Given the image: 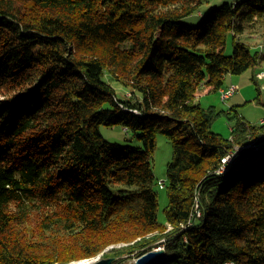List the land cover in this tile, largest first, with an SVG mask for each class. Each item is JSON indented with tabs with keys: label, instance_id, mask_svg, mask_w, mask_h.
Listing matches in <instances>:
<instances>
[{
	"label": "trees",
	"instance_id": "obj_1",
	"mask_svg": "<svg viewBox=\"0 0 264 264\" xmlns=\"http://www.w3.org/2000/svg\"><path fill=\"white\" fill-rule=\"evenodd\" d=\"M201 4L0 0V264L99 254L121 264L162 247L165 264H264V120L251 125L232 108L225 139L211 128L216 111L194 103L222 93L227 75L264 74V54L238 40L264 0L185 24ZM102 126L126 128L143 147L105 140ZM158 134L173 147L163 222Z\"/></svg>",
	"mask_w": 264,
	"mask_h": 264
},
{
	"label": "rangeland",
	"instance_id": "obj_2",
	"mask_svg": "<svg viewBox=\"0 0 264 264\" xmlns=\"http://www.w3.org/2000/svg\"><path fill=\"white\" fill-rule=\"evenodd\" d=\"M200 11L193 16L184 19V23L191 26H197L203 18L207 16L212 10L219 8L222 4L236 3L241 0H201ZM201 13L202 15H200ZM250 23V24H249ZM245 32L243 35L238 36V40L242 43H247L251 46L253 51H259L264 54V15L252 22H244ZM233 37L231 35L227 38V43L224 54L230 56L233 53ZM264 68V67H263ZM261 68H249L247 71L240 75H227L223 82L224 89L227 91L232 86L237 88L236 92L228 98L226 101L222 100L221 91L215 94H206L197 97L194 101L195 104H200L203 108H212L216 111L212 122V131L216 134H220L225 139H230L231 128L236 124L235 112L231 109L234 108L239 113V117H242L245 121L254 126H260L261 121L264 120V74L259 75ZM112 87L116 88L117 97L121 98L127 93V88L122 87L116 82H111ZM238 86V87H237ZM130 91L128 90L127 96L129 98ZM220 94V95H219ZM2 98L0 97V100ZM101 133L105 140L111 143H118L121 145H130L133 147H143V143L140 139L135 138L133 135L126 133V128L115 127L109 128L100 127ZM128 139V141H127ZM255 143V141H251ZM172 143L166 137L161 134L156 135V149L153 155L152 167L154 176L156 178V189L158 194L159 211L158 216L160 221H164L165 215L164 209L168 205V197L166 189L164 188L167 182L166 171L167 166L172 160L173 149ZM234 162V161H233ZM223 171V170H222ZM161 184H164L161 187ZM124 244L108 246L105 252L110 253L113 249H120L124 247ZM155 250H164L162 247ZM104 252V253H105ZM103 254V253H102ZM102 258L101 254L92 258L83 260H77L69 262L68 264H79L81 262H87L89 264L96 263ZM138 258L135 256L122 257L116 259L121 264H136ZM178 264H185L180 262Z\"/></svg>",
	"mask_w": 264,
	"mask_h": 264
},
{
	"label": "water",
	"instance_id": "obj_3",
	"mask_svg": "<svg viewBox=\"0 0 264 264\" xmlns=\"http://www.w3.org/2000/svg\"><path fill=\"white\" fill-rule=\"evenodd\" d=\"M261 147H264V143L260 144ZM252 147H256V145H253ZM164 250H155L152 252H149L146 255H143L142 257L138 258L136 261V264H165L167 263V255L164 253ZM114 261L113 258H107V259H101L100 261H97L93 264H112Z\"/></svg>",
	"mask_w": 264,
	"mask_h": 264
},
{
	"label": "built area",
	"instance_id": "obj_4",
	"mask_svg": "<svg viewBox=\"0 0 264 264\" xmlns=\"http://www.w3.org/2000/svg\"><path fill=\"white\" fill-rule=\"evenodd\" d=\"M236 90H237V88L235 86H232L227 91L223 90L221 93L222 100L226 101L228 98H231V96L236 92ZM232 162H233V160L231 157H227L226 159H223V163H225V164L229 163L231 165ZM227 171H228L227 168L223 169V172H227ZM226 264H233V263H226Z\"/></svg>",
	"mask_w": 264,
	"mask_h": 264
},
{
	"label": "bare ground",
	"instance_id": "obj_5",
	"mask_svg": "<svg viewBox=\"0 0 264 264\" xmlns=\"http://www.w3.org/2000/svg\"><path fill=\"white\" fill-rule=\"evenodd\" d=\"M79 264H89V263H87V262H84V263H83V262H81V263H79Z\"/></svg>",
	"mask_w": 264,
	"mask_h": 264
},
{
	"label": "crops",
	"instance_id": "obj_6",
	"mask_svg": "<svg viewBox=\"0 0 264 264\" xmlns=\"http://www.w3.org/2000/svg\"><path fill=\"white\" fill-rule=\"evenodd\" d=\"M202 15V14H201Z\"/></svg>",
	"mask_w": 264,
	"mask_h": 264
}]
</instances>
